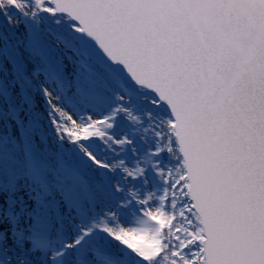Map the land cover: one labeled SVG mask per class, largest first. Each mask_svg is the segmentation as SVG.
I'll list each match as a JSON object with an SVG mask.
<instances>
[{
    "label": "snow or ice",
    "instance_id": "snow-or-ice-1",
    "mask_svg": "<svg viewBox=\"0 0 264 264\" xmlns=\"http://www.w3.org/2000/svg\"><path fill=\"white\" fill-rule=\"evenodd\" d=\"M0 264H264V0H0Z\"/></svg>",
    "mask_w": 264,
    "mask_h": 264
}]
</instances>
